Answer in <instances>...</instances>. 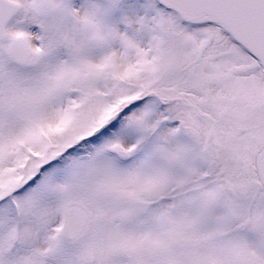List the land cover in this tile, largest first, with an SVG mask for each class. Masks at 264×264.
<instances>
[{
  "label": "snow or ice",
  "instance_id": "1",
  "mask_svg": "<svg viewBox=\"0 0 264 264\" xmlns=\"http://www.w3.org/2000/svg\"><path fill=\"white\" fill-rule=\"evenodd\" d=\"M0 264H264V0H0Z\"/></svg>",
  "mask_w": 264,
  "mask_h": 264
}]
</instances>
